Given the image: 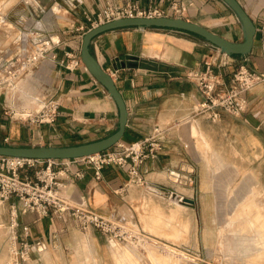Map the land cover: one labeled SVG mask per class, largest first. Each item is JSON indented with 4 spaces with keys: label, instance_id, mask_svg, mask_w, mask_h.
<instances>
[{
    "label": "crops",
    "instance_id": "crops-1",
    "mask_svg": "<svg viewBox=\"0 0 264 264\" xmlns=\"http://www.w3.org/2000/svg\"><path fill=\"white\" fill-rule=\"evenodd\" d=\"M28 2L21 10L15 5L6 14L10 16L14 10L18 14L17 20L6 16L0 21V26H14L18 31L12 36L6 34L0 40V65L14 55L35 51L43 37L57 35L60 44L54 49L55 57L48 55L41 59L28 78L21 81L19 92L0 96V143L67 145L107 136L116 128L119 117L114 100L84 65L69 69L63 63L67 60V52L80 56L82 33L77 28L88 24L86 15L94 16L107 3L136 2L143 7L168 8L172 0ZM180 2L185 6L182 18L231 41L242 40L241 23L223 1ZM238 2L257 28L259 16L264 15V0ZM90 51L111 74L125 102L128 119L120 141L125 145L141 141L158 125L164 129L160 135L162 149L155 158L147 159L139 166L135 178L126 168L115 165H105L100 178L95 177L90 167L71 165L70 172L78 168H83L84 172L82 177H74L68 172L59 175V194L71 203L83 201L90 210L132 228L130 222L139 223L138 207L141 204L146 209L152 201L166 203L181 195L194 203L176 204L194 210L197 186L206 178L204 172L231 168L228 163L234 160V154L238 155L239 162L249 167L253 163L245 155H254L258 165L262 164L264 82L247 92L248 106L244 113L235 116L221 111L219 118L211 121L202 108L204 98L201 91L186 74L190 69L202 68L205 57L212 60L225 85L242 63L253 69H264V34L258 29L253 48L246 55H228L189 31L137 26L119 27L97 34L91 40ZM25 92L38 97H53L59 102V114L53 124L33 125L4 114L5 104L17 109L20 106L32 107ZM255 155H259L258 159ZM29 175H33V169ZM152 187L159 189L153 190ZM11 199L17 202L14 205L20 219L18 231L21 234L24 228L28 229L32 255H36L39 249L63 247L61 237L69 230L63 218L22 212L20 201L15 197ZM85 231L96 251L98 264H111L113 258L109 242L112 239L95 228ZM118 243L126 249L132 246L127 242ZM35 262L38 261L35 259Z\"/></svg>",
    "mask_w": 264,
    "mask_h": 264
},
{
    "label": "built area",
    "instance_id": "built-area-1",
    "mask_svg": "<svg viewBox=\"0 0 264 264\" xmlns=\"http://www.w3.org/2000/svg\"><path fill=\"white\" fill-rule=\"evenodd\" d=\"M185 6L180 0H172L168 8L155 5L143 7L136 2L107 3L95 15H86L88 24L79 25L77 30L81 36L93 27L118 18L135 17H158L171 16L181 17ZM257 29L264 34V15L258 18ZM60 44V38L56 35L43 37L35 51L26 55H14L0 65V96L6 93L15 94L21 90L20 83L25 81L41 59L54 54V49ZM67 60L63 63L69 69L83 66L81 58L77 54L66 53ZM188 79L201 91L204 101L203 110L211 121L219 118L221 111L231 115L244 113L248 106L247 92L258 84L264 82V69L250 68L245 63L240 64L229 81L225 85L221 76L215 70L210 58L203 59V67L187 71ZM29 97L32 107L20 106L19 109L5 104L3 112L10 118L27 121L33 125L53 124L59 114V102L53 97H38L34 93L25 92ZM6 101H4L5 103ZM164 129L155 126L152 133L131 145H125L121 141L112 148L80 158L72 159H36L19 156H7L0 154V202L11 197L20 201L22 212H34L40 216L55 215L65 218L67 215L74 217L83 229L95 228L110 239L117 242L132 244L137 238V233L128 229L107 217L100 215L86 207L83 201L71 203L59 194L61 172L72 173L74 177L83 176V168L70 172L71 165L90 167L94 170L96 178H100L101 170L105 165H115L126 168L131 177L138 175L139 166L147 159L155 158L162 149L160 135ZM58 166V169L54 167ZM33 169V175L21 176L23 169ZM139 180V178H137ZM154 189H159L153 187ZM171 196V193L169 194ZM185 202L183 196L177 199ZM187 203V202H185ZM18 213L13 205L11 209L12 229L14 241L12 242L9 260L3 264H28L33 253L32 244L28 241V229L24 228L20 234L15 231L19 227Z\"/></svg>",
    "mask_w": 264,
    "mask_h": 264
},
{
    "label": "rangeland",
    "instance_id": "rangeland-1",
    "mask_svg": "<svg viewBox=\"0 0 264 264\" xmlns=\"http://www.w3.org/2000/svg\"><path fill=\"white\" fill-rule=\"evenodd\" d=\"M28 3L0 0V21L6 16L17 20L14 10L10 16L6 14L15 5L21 10ZM17 32L14 26H0V40ZM233 156L228 163L231 168L204 172L194 210L177 205L175 197L166 203L151 199L146 209L141 204L139 223L132 221V228L127 227L136 230L137 238L130 249L111 240V264H264V155H260V166L254 155H245L253 163L250 167L239 162L237 154ZM30 169H23L20 175H29ZM10 199L0 202V264L12 257L11 209L17 202ZM62 221L69 227L61 237L63 247L34 251L37 254H31L28 264H98L85 229L72 216ZM151 252L162 254L163 259L158 261Z\"/></svg>",
    "mask_w": 264,
    "mask_h": 264
},
{
    "label": "water",
    "instance_id": "water-1",
    "mask_svg": "<svg viewBox=\"0 0 264 264\" xmlns=\"http://www.w3.org/2000/svg\"><path fill=\"white\" fill-rule=\"evenodd\" d=\"M221 1H223L234 12L241 23L243 31V38L241 41H231L196 22L186 20L182 17L171 16L118 18L86 31L81 40L80 58L91 76L106 88L107 92L114 100L119 112L116 128L111 130L109 134L103 138L77 144L15 145L0 143V154L36 159H72L89 156L107 150L121 140L128 119L125 102L118 91L111 74L99 64L90 51L91 40L103 31L128 26L185 30L201 36L203 39L218 47L228 55H246L250 53L254 45V37L257 31L255 23L238 0ZM184 201L190 204L194 203L193 200L187 198H185Z\"/></svg>",
    "mask_w": 264,
    "mask_h": 264
},
{
    "label": "bare ground",
    "instance_id": "bare-ground-1",
    "mask_svg": "<svg viewBox=\"0 0 264 264\" xmlns=\"http://www.w3.org/2000/svg\"><path fill=\"white\" fill-rule=\"evenodd\" d=\"M153 176V175H152ZM162 177V176H161ZM148 179V178H147ZM182 207V206H181ZM2 231L0 230V233H1ZM141 246V245H140ZM149 247V246H148ZM147 247V249L148 250H150L152 247L150 246V248H148ZM153 252H156V251H154V248H153ZM153 252H151L152 253V255H153V257L154 258H156V259H159L158 261H160V259H161V257H162V259H163V255L162 254H159V255H157L156 253H158V252H156V253H153Z\"/></svg>",
    "mask_w": 264,
    "mask_h": 264
}]
</instances>
